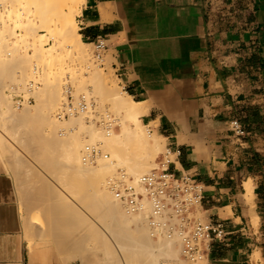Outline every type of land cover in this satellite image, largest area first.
Wrapping results in <instances>:
<instances>
[{
	"label": "crops",
	"instance_id": "crops-1",
	"mask_svg": "<svg viewBox=\"0 0 264 264\" xmlns=\"http://www.w3.org/2000/svg\"><path fill=\"white\" fill-rule=\"evenodd\" d=\"M83 4L81 40H105L120 85L147 103L143 123L180 151L172 171L203 184V218L226 231L204 262L264 264V0ZM234 118L245 137L232 133ZM14 161L0 141V264H96L91 252L63 249L58 231L49 238L28 218L29 198L18 200L33 193L28 170H10Z\"/></svg>",
	"mask_w": 264,
	"mask_h": 264
},
{
	"label": "bare ground",
	"instance_id": "bare-ground-1",
	"mask_svg": "<svg viewBox=\"0 0 264 264\" xmlns=\"http://www.w3.org/2000/svg\"><path fill=\"white\" fill-rule=\"evenodd\" d=\"M84 1L85 0H0V53L4 49L6 51L7 47V50L10 48V46H7L10 37L19 36V41L17 40L18 43H16L18 45H14L15 43L13 42L15 40L9 43L10 45L11 43H13L11 45V50H9L8 52V54L12 57H10L9 59H4L5 57L0 58V79L5 81V78H8L10 76L8 78L9 80L14 76V72L17 68H22L21 70H19L20 72L23 71L21 72V77L19 79H17L16 77L17 80H13L17 85H19L20 92H26L28 90V86L24 85L22 76H25L27 73H29L30 76L32 72L30 68L32 67V65H30V60L34 59V57H36L37 60L40 59V62H42V64L44 62V65L46 64L45 66L57 65V63H60V61L71 57V55L77 58L79 57L83 61L89 59L90 54L85 49L84 44L81 42L80 34L77 32V27L74 20V16L81 12V7ZM6 17H8L13 22L12 28L6 24ZM39 28L50 31L54 38L55 32L58 33L59 39L58 43L56 42L58 45L55 44V46L45 48L43 46V41H41ZM19 31L20 33H18ZM20 35H22V39L20 38ZM29 37H32L33 40L31 41L32 43L30 42L31 44L28 45L29 47L32 46L33 48V58L29 57L31 55H28L29 59H26L28 61L26 62L25 58H28L27 56L24 57L25 55H22L23 57L17 58L18 56L15 57V55H13L17 54V51L13 54L11 53V51L12 49H14L13 47H19L20 41L21 44L24 42L27 44V40L29 39ZM16 49L17 47L14 49V51ZM17 50H19V48ZM5 51H3V53H7V51ZM12 61H14L15 63H11ZM14 67H16V69H14ZM29 69L30 71H28ZM45 69L43 70V72L45 71ZM91 69L90 71H92V74L88 75V77L92 76L90 77V82L94 85L93 91L88 89L86 84L87 81L89 82V78H83L79 81H74L75 83L77 82V93H80L79 91H83L84 93H82L81 95L89 97L92 96L90 94L94 92L98 97H94L96 98V101H99L102 98L104 100V103L107 102L109 106L107 108L103 107L104 109H101V114H99L100 116L98 115V117L99 119L101 118L103 122H107L108 118H111L115 121H120V129H118L119 131L117 130V132H112V130L105 129L103 126V128L99 127L100 125L97 126V128H94L93 126L96 125L93 124L92 126L88 124L89 122L87 123L85 121V117L86 115L88 116V114H91V111L93 109H88L86 112L81 114H75L78 115L76 117L72 115L71 119L68 118L70 121H61L59 123V121L55 119L53 112L55 110V106H57V101H59L60 99L61 84L55 81H48L47 79V82L45 81L46 84H44L45 89L47 87L46 90L47 92H49L47 101L43 100L44 98H46L44 95L46 92L45 90L43 92L44 98H41V102H43V104H41L40 101H37L39 102L37 105L31 106L32 111L31 107H27L25 111L29 110L28 115L32 116L36 112H39L37 110H39L38 107L40 106H42L41 109L54 108V110H52V113L48 112L50 113V115L48 117V120H46L47 122H45L43 118L39 117L41 115L29 121V123H27V125H25L24 128H22V130L20 131V136L24 139V141H30L35 135V130L40 127H43L44 129L52 133L55 130H57L56 132L60 133V137L58 138V140L56 137H54L57 140L55 145L56 150L60 151V153L62 154L59 155L60 157L63 156V160H65L64 163H66V166L68 164L69 167L72 168L73 177L75 180H77V183L78 181H81V179H86V187H89L86 192L88 198L85 200L82 199L84 197L81 198V196L84 194V191L78 189L74 192V195L71 197V200L73 201L72 205L76 203L77 206L79 205L81 207L82 204L87 205L89 203L92 214L96 215V217L98 218L96 219L95 217H91L92 214H90V217L91 219L93 218V220L92 222H90V219L88 222V218L86 220V217L84 215V213H86L87 211L83 212V210L76 209V205V207L74 206L73 208H71V205V209L66 206V208L69 209L67 210L71 214L72 220L78 223L77 225L73 224L74 230L72 233L75 234L72 235V242H78L81 238L85 240V236H89V234L90 236L87 238H91L90 241H93L99 237L100 239L98 240L105 244V249L104 251L102 249L103 252L98 256V263L96 264H107L106 260L108 258L119 255L116 254L118 253L116 249L125 251L127 247L129 248H127V253L130 252V249H133L134 253L133 251H131L130 253L132 255H129V253L124 254L123 252L122 256H117L116 260L118 261L116 262V264H133V261H135V263L139 262V264H186L184 262V259L181 258V245L178 236H174L171 240L168 241L166 240L161 243L157 242L156 244L152 242L153 240L151 238H149L151 237L150 234L149 237H145L148 234L146 231H149L150 233V229L147 227V230L145 228L146 224L144 225V219L146 220L150 214L151 204L149 200L145 199V206L140 212L131 213L116 197L115 192L112 189L115 186V183L118 184L116 176L114 175L116 173L115 170L118 167L122 168V172H124L127 176H132L135 183H138L143 175L149 173L156 165L155 163L156 159L158 158V151H161V148H163V146L167 143L166 138L156 132H151L149 130L146 131L145 127H147V125L143 123L142 115L147 112V103L136 102L132 98V96L123 89L122 86H119V78L117 81L116 78L114 79L108 77V75L106 76L105 74L100 72V70H96L97 68ZM44 78L46 79V77ZM3 82L2 84H4ZM3 99H5V96H0V103L6 102V99ZM44 101H46L48 104L44 103ZM101 102H98V104ZM9 106L10 105L8 104V108L0 112V122H4L6 120L8 121L9 118H12L14 112ZM108 110L113 111L117 117H112L108 113ZM93 112L94 111H92V115H94ZM54 135L57 136V134ZM1 137L3 138V136ZM46 138L44 137L42 138V140L45 139L44 141H50L54 139H51L50 135L48 139ZM51 142L52 141L48 143L49 145H47V147H45L42 152V155L45 157L50 156L53 152L52 144H54V142L52 144ZM87 145L100 146L98 147L99 152L97 153L96 163H93V160L89 161L84 159L87 154L85 150ZM102 149H104L105 151ZM18 163L19 162L17 161L8 163V168L11 170L18 166ZM106 177L107 179H105ZM248 191L249 195H251L252 189L248 188ZM57 193L58 195L56 196V202L64 206V204L66 203L65 199L67 197L70 198L69 195L64 189H60ZM252 197H254V195H251L250 198L248 197V202ZM251 201L252 202H250V204L253 203L252 199ZM86 223H89L90 225ZM95 225H97L99 228ZM85 229H87V235H83L82 233L85 232ZM82 235L83 237H81ZM111 237H114L118 243H116V248L113 247L114 244L111 241ZM87 238V246L85 247H90L88 246V243L90 241H87ZM177 242L179 243V245H177ZM92 244V246H94L93 242ZM30 245L32 246V243H30ZM123 255H126L127 257L124 256V258ZM134 255L135 257H132ZM130 257L131 260H129ZM136 257L139 258L137 259ZM141 258H143V261H141ZM132 259L134 260L132 261ZM131 261L133 263H131ZM185 261L188 264H198L200 262H203L204 260H199L197 263H191L187 260ZM204 263L205 262H203V264Z\"/></svg>",
	"mask_w": 264,
	"mask_h": 264
},
{
	"label": "rangeland",
	"instance_id": "rangeland-1",
	"mask_svg": "<svg viewBox=\"0 0 264 264\" xmlns=\"http://www.w3.org/2000/svg\"><path fill=\"white\" fill-rule=\"evenodd\" d=\"M78 14H76L74 16V20H75V24L77 27V32L79 33V26H78L77 19H76ZM6 18H7L6 24L12 28L13 22L8 17H6ZM18 33H20V31ZM39 34L41 36V41H43V46L45 48L55 46V44L58 45L57 44L58 39H59L58 33L55 32V38H54L50 31L39 28ZM20 38L22 39V35H20ZM29 39H28L29 41L27 40V44L25 42L21 44V41H20L19 47L16 46L17 49L19 48V50L16 49L14 51V49L16 47H13L14 49H12L11 53L13 54L14 52L17 51V54H13V55H15V57L18 56L17 58L23 57L24 55H25L24 57H26V56L28 57V55H31L29 57H32L33 48H32V46L29 47L28 45L31 44L32 43L31 41H33V40H32V37H29ZM80 39H81V36H80ZM17 40L19 41V36H17V37L12 36L9 38V42H8L7 46H10V48L7 50L8 47L6 46L7 47L6 48L7 53H3V51H5V49H4L0 53V58L5 57L4 59H7V58L9 59L10 57H12L11 55L8 54V52H9V50H11V48H12L11 45L13 43H15L14 45H18V44H16V43H18ZM10 42H13V43H11V45H10L9 44ZM81 42L84 44L85 49L90 54L89 59H87L85 61H83L79 57L77 58V57L71 55V57L60 61L61 64L57 63V65H53V66L48 65L49 66L48 67V66H45L46 64L44 65V62L42 64V62H40V59H38L39 60V63H38V60L36 57H34V59H31L30 60L31 62L29 61L30 65H32V67H30L31 71H32L30 76H29V73H27L25 76H22V79L24 81V85L28 86V90L26 92H20L19 85H17L16 82L13 80V79L17 80L21 77V72H23V71L20 72L19 70H21L22 68L21 69L17 68L18 69L17 70L16 67H14V69H16V70L14 72V76L11 79H9L11 82L8 80V78L10 76L8 78H5V81L0 79V96H5V99H6V102L0 103V112H2L3 110H6L8 108L7 107L8 104L10 105L9 107L14 112L12 118H9L8 121L6 120L4 122H0V132H1L0 133L1 134L0 135V139H1L0 141H6V143L9 146L10 152L13 153V155H15L16 158L18 159V161H19L18 165H21L24 170H28V178L27 179H28V183L31 185V188H29V190H31L33 193L32 194L29 193L27 195L19 193V196H18L19 202L21 201V198L24 200L26 197L29 198V204H28V210H27L28 218L33 220L35 223H38L41 226V229H43L44 232L47 234L46 236H48L49 238L53 237V235H51L53 232L58 231L60 234V237H61V239L59 241V245L63 249L64 248H71L75 252L86 251L88 253L92 251L91 252L92 256L98 261V256L101 255L105 249V244H103L101 241L98 240V239H100L99 237L93 241L92 240L90 241L91 238H87L90 236V234H89V236H85V238H84L85 240H83L81 238L80 241L74 242L76 244H74L72 242V240H73L72 235L75 234V233H72L74 230V225H77L78 223H76L75 221L72 220L71 214L68 212L69 209L73 208L76 205L75 202H74L75 204L73 203L74 205H72L73 201L71 200V197L74 195V192L79 189V190L84 191V194L81 196V198L84 197L82 199H84V200L87 199L88 197H87L86 192H87V189H89V187H86L87 186V184H85L86 179H83L84 182L82 179H81V181H78V183H80V184L77 183V180H75L73 177L72 168L69 167L68 164H67L68 167L66 166V163H64L65 160H63V156L60 157V155H62V154L60 153V151L56 150L55 145H56V141L60 137V133L56 132L57 130H55L52 133V132L47 131L43 127H40V128L35 130L36 131L34 133L35 135L33 134L34 136H33V138L31 137L32 139L30 141H24V139L20 136V131L22 130V128H24L25 125H27V123H29V121H31L33 118H36L39 115H41L39 117L43 118V120L45 122H47L46 120H48V117L50 115V113H48V112L52 113L53 112L52 110H54V108L53 109L52 108H49V109L48 108H44V109L42 108L43 109L42 110L41 109L42 106H40V107H38L39 110H37L39 112L38 113L36 112L35 113L36 115L34 114L32 116L28 115L29 110L25 111V109H27V107L30 108L33 105H37L39 103L37 101L41 102L42 101L41 98H44L43 97L44 95L46 98H44L43 100L47 101V98L49 97V94H48L49 92H47V90H46L47 87L45 89V85H44V84H46L45 81L47 82V79H48V81H55V82H59V84H61L60 99H59V101H57V106H55V110L53 112L55 119L57 121H59V123L61 121L64 122V121L69 120L68 118L71 119V116L59 117V114L62 113V111H63L65 105L68 103V101L72 100L73 102H75L76 99H78L81 96V94L84 93L83 91H79L80 93H77V90H76L77 82L75 83L74 81H76V80L79 81L80 79H83V78H89V82L87 81L86 84H87L88 89L93 91L94 85H93V83L90 82V80H91L90 77H92V76L88 77V75L92 74V71H90L91 68H93V69L97 68L96 70H100V72H102L106 76L108 75V77H111L114 79L116 78L118 81V77L116 76L115 71L111 68V65H110V63H111L110 55L106 54V51H102L101 56L98 57L95 44H87V43L83 42L82 40H81ZM6 54H7V57H6ZM29 57L25 58V60L29 59ZM26 62H28V61L26 60ZM11 63H15V62L12 61ZM27 68H29V67H27ZM44 69H45V71L43 72ZM28 71H30V69ZM24 74H25V72H24ZM16 77H17V79H16ZM44 77H46V79ZM86 80H88V79H86ZM8 81H9V83H8ZM2 82L4 84H2ZM119 86H121L120 81H119ZM45 90H46V92L43 95V92ZM37 93H38V95H37ZM93 93L94 92H92V94H90L92 96H89V97H91L90 99H92L91 102L93 104L89 108V110L93 109L92 111H94L93 112L94 115H92V111H91V114H88V116L86 115L85 121L87 123L89 122L88 124H90L92 126H93V124L96 125V126H93L94 128L95 127L97 128V126H99V125H100L99 127L103 128L101 125L102 119L101 118L99 119L98 115L101 114L100 111H101V109H104L103 107L107 108L109 105L107 104V102L104 103V100L102 98H101L102 100L99 98L100 100L96 101V98H94V97H97V95L95 93H94L95 94L94 95ZM76 94L78 97L76 96ZM5 99H3V100H5ZM20 99H21V104H19V101H18ZM22 99H24V100H22ZM29 100H31V102H29ZM46 101H44V103H47ZM98 102H101V103L98 104ZM41 104H43V102H41ZM94 108H95V110H94ZM48 110H50V111H48ZM31 111H32V107H31ZM108 113L114 118L117 117L115 115V113L111 110H108ZM45 115L47 118L45 117ZM76 116H78V115H74V117H76ZM114 123L115 124H113L114 128L112 127V132H115V131L117 132V130L120 129V121L114 120ZM145 129L147 131L150 129V127L147 126V127H145ZM45 134H46V136H45ZM54 134H57V136ZM49 135H50L51 139L56 137L57 140L55 138L50 140V141H52L51 144L54 142V144H52L53 152L51 153L50 156L45 157L42 155V152L45 149V147H47V145H49L48 143H50V141H44L45 139L42 140V138L47 137L46 139H48ZM1 136H3V138ZM41 140H42V142H41ZM98 145H100V144H98ZM98 147H100V146H98ZM166 148H167V146L165 144L163 146V148H161V151H158L157 156L159 157V155L161 153L165 152ZM102 150H104V149H102ZM157 160H158V158L156 159V162H157ZM96 162H97V159L93 160V163H96ZM122 171H123L122 168H120V167L116 168V170H115L116 173L114 174L116 176V178H119V175ZM107 177L105 179H107ZM18 185L20 188V182H17V186ZM81 185H83V186H81ZM60 189H64L70 197V198L67 197L65 199V202H66L65 203L66 205L64 204L65 207L62 206L60 203L56 202V196L58 195L57 192ZM64 197H66V196H64ZM248 197L250 198V196H248ZM31 204L33 205V207L31 206ZM71 205H72V207L70 208ZM87 205L82 204L81 207L79 205L78 206L76 205L78 208L76 206L75 207L78 210H83V212L87 211L86 213H84V215L86 217L85 218L86 220L88 218V222L91 219V217H95L96 219H98L96 217V215L92 214V212H91L92 210H90V207H89L90 204L88 203ZM66 206H68L69 209L66 208ZM90 214H92V216ZM199 216L203 218L201 211L199 212ZM92 220H93V218L91 219L90 222H92ZM146 220L144 219L145 223L144 222L143 223H144V225L146 224L145 228L147 229L148 224L146 223L147 222ZM85 222H87V221H85ZM86 224L90 225L89 223H86ZM95 226H97V225H95ZM132 226H134V225H132ZM64 227H65V229H64ZM62 228H63V230H62ZM133 228H135V227H133ZM146 232L148 234L145 237H147V236L149 237V234H150L149 231H146ZM82 233H83V235H87L86 234L87 229H85V232H82ZM69 235H70V237H69ZM83 235L81 237H83ZM86 238H87V241H90L88 243V246H90V247H85V246H87L86 245V243H87ZM113 238L111 237V239H112L111 241L113 242L114 246H113L112 242H111V244L114 248H116L115 246H116L117 241L115 238H114V240H115L114 241ZM149 238L152 239V237H149ZM92 242L94 243V246H92L93 245ZM152 242H154L155 244L157 243L154 240ZM129 244H131V243H129ZM177 245H179V243ZM127 248L125 249L126 252L124 250L121 251L119 249L118 250L116 249V251L118 252L116 254H119L122 256L123 252H124V254L127 253L128 249H129V248L128 249ZM102 249H103V251H102ZM129 251L130 252L133 251V253H134L133 249H130ZM130 252H128L129 255L131 254ZM119 255H116V256L111 255L112 258H108L106 260L107 264H109V263L116 264V262L118 261L116 259H117V256H119ZM126 255H123V257L124 256L127 257ZM135 255H136V253H135ZM135 255L132 257H135ZM181 258L183 259L182 256H181ZM141 259H142L141 261H143V258H141ZM146 259H144V260H146ZM129 260H131V257L129 258ZM133 260L134 259H132V261ZM113 261H115V262H113ZM132 261H131V263H133V262L135 263V261H133V262ZM200 261H202V259ZM184 262L186 264H188L185 260H184ZM203 262H200L198 264H203ZM137 263L139 264V262H136L135 264H137Z\"/></svg>",
	"mask_w": 264,
	"mask_h": 264
},
{
	"label": "built area",
	"instance_id": "built-area-1",
	"mask_svg": "<svg viewBox=\"0 0 264 264\" xmlns=\"http://www.w3.org/2000/svg\"><path fill=\"white\" fill-rule=\"evenodd\" d=\"M95 47L100 57L106 49L105 40L99 39ZM77 100L68 101L59 117L84 113L92 106L90 97L81 95ZM18 101L21 104V99ZM113 123L111 118L107 122L101 121V125L109 130H112ZM230 128L237 138H243L248 133L237 118L230 120ZM85 150V160H96L98 145H87ZM179 154V150L166 148L153 169L143 175L138 183L122 172L116 178L119 185L115 183L112 189L131 213L140 212L145 206V199L149 200L151 209L147 224L152 239L161 243L178 236L183 259L197 263L204 259L211 242L223 239L226 231L221 223H213L199 216L204 199L203 184L190 173L176 175L172 171L171 166Z\"/></svg>",
	"mask_w": 264,
	"mask_h": 264
}]
</instances>
